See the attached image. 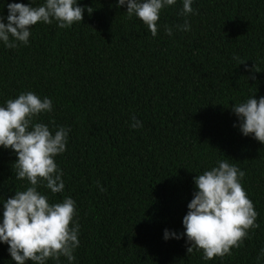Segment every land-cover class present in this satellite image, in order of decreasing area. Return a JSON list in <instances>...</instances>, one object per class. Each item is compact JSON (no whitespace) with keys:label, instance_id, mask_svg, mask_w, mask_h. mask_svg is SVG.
<instances>
[{"label":"trees","instance_id":"trees-1","mask_svg":"<svg viewBox=\"0 0 264 264\" xmlns=\"http://www.w3.org/2000/svg\"><path fill=\"white\" fill-rule=\"evenodd\" d=\"M78 3L93 10L81 23L60 29L38 22L27 46L0 44V105L23 91L47 96L53 110L37 121L71 129L55 158L64 191L39 190L50 203L65 196L76 203L73 264H264L257 259L264 248V144L243 136L231 111L252 93L264 96V0H194L191 30L173 28L168 36L163 26L185 19L177 0L161 11L155 37L116 0ZM133 115L142 128L129 127ZM15 159L0 148V204L27 186L16 179ZM217 159L244 171L259 227L231 255L205 261L200 251L187 253L184 238L162 235L183 232L193 176ZM6 249L0 244V264H14Z\"/></svg>","mask_w":264,"mask_h":264},{"label":"clouds","instance_id":"clouds-1","mask_svg":"<svg viewBox=\"0 0 264 264\" xmlns=\"http://www.w3.org/2000/svg\"><path fill=\"white\" fill-rule=\"evenodd\" d=\"M194 0H182L178 15L185 17L183 24L169 27L164 32L172 36L173 28L185 32L191 30L187 19L195 15L192 8ZM35 0L28 3L0 0V8L7 14H0V44L7 49L19 45L27 46L31 27L38 22L56 23L60 29L71 27L82 21L86 10L78 0H43L34 6ZM177 0H116V7L124 6L129 19L136 17L146 26L152 37L157 35L161 11L174 6ZM237 65L245 61L233 57ZM245 71H249L245 65ZM259 72V71H257ZM255 79L254 75H249ZM53 110L52 99L40 97L32 91H23L15 98H9L0 105V148L10 149L15 154V176L26 180L27 186L0 204V244L7 245V253L14 264H73L75 250L79 247L80 225L76 203L70 196L62 201L50 203L49 197L40 191L48 189L51 193H62L65 188L63 171L55 158L66 151L69 127L38 122L43 113ZM231 111L236 117L234 127L238 126L243 136H251L264 144V96L252 95L238 103H233ZM129 127L139 129L143 124L134 115ZM245 173L228 159H217L214 166L202 174L193 176L194 191L187 203V212L182 217L183 232L163 230L162 238H184L187 253L194 249L202 252V259L231 255L230 249L238 248L248 237L249 229L259 227L256 223L258 213L248 198L241 180ZM99 192L105 191L96 181ZM264 257V248L257 259Z\"/></svg>","mask_w":264,"mask_h":264}]
</instances>
